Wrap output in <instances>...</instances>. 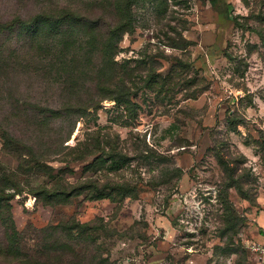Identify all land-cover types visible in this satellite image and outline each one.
Segmentation results:
<instances>
[{"label": "rangeland", "instance_id": "1", "mask_svg": "<svg viewBox=\"0 0 264 264\" xmlns=\"http://www.w3.org/2000/svg\"><path fill=\"white\" fill-rule=\"evenodd\" d=\"M225 1L234 20L212 0L139 1L116 56L131 110L105 99L72 129L35 109L61 105L39 76L0 77V189L29 249L60 241L70 264H252L264 239V0ZM29 3L0 0V17ZM218 155L251 190H228L229 214ZM44 186L83 193L59 203L36 195ZM75 220L96 231L46 242L43 229Z\"/></svg>", "mask_w": 264, "mask_h": 264}, {"label": "trees", "instance_id": "2", "mask_svg": "<svg viewBox=\"0 0 264 264\" xmlns=\"http://www.w3.org/2000/svg\"><path fill=\"white\" fill-rule=\"evenodd\" d=\"M27 1L30 3L25 6L33 8L34 13L0 17V77L16 67L26 70L30 76H39L42 85L56 91L61 105L59 108L38 105L35 109L51 114L54 119L69 121L72 129L105 99L114 98L129 110L135 108L132 78L116 56L122 37L135 29L134 7L140 0ZM212 3L225 19H235L228 2L212 0ZM259 36L264 47V32H259ZM12 43L15 46H11ZM234 118L229 117L230 123L237 122ZM217 158L225 173L221 199L229 214L232 207H229L228 190L235 188L247 200L252 199L251 190L238 173L240 168L232 167L220 155ZM79 189L66 191L44 186L35 193L46 200L66 203L83 193L77 192ZM12 198L13 195L0 189V224L4 229L0 259L11 264H70L63 259L65 253L61 252L67 246L60 241L35 250L27 247L12 217ZM228 214L226 225L232 220ZM94 231L91 222L75 220L43 229L42 233L46 242H50L54 237L66 240L73 234H94ZM251 263L255 264L252 253Z\"/></svg>", "mask_w": 264, "mask_h": 264}, {"label": "built area", "instance_id": "3", "mask_svg": "<svg viewBox=\"0 0 264 264\" xmlns=\"http://www.w3.org/2000/svg\"><path fill=\"white\" fill-rule=\"evenodd\" d=\"M251 253L256 259L255 264H264V239L251 246Z\"/></svg>", "mask_w": 264, "mask_h": 264}]
</instances>
